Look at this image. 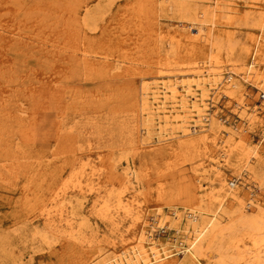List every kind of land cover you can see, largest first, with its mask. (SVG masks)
Instances as JSON below:
<instances>
[{
	"label": "rangeland",
	"instance_id": "374dc122",
	"mask_svg": "<svg viewBox=\"0 0 264 264\" xmlns=\"http://www.w3.org/2000/svg\"><path fill=\"white\" fill-rule=\"evenodd\" d=\"M234 1L231 21L216 30L237 41L247 8ZM158 7L157 0H0V264H112L139 244L157 209L190 212L217 188L213 168L225 151L218 133L205 125V142L193 143L194 116L186 137L154 126L146 140L142 129V84L158 81L151 76L159 62L189 68L197 57L183 43L172 51L155 42L158 28L187 26ZM81 51L96 62L85 65ZM207 97V115L216 111L223 126L240 124L243 104L264 118V93L253 85L231 99ZM248 139L264 155L263 127ZM223 171L226 181L241 176ZM252 180L243 172L239 183L255 201ZM165 224L152 237L166 239V252L182 249L183 224ZM241 229L235 240L245 249Z\"/></svg>",
	"mask_w": 264,
	"mask_h": 264
},
{
	"label": "bare ground",
	"instance_id": "6f19581e",
	"mask_svg": "<svg viewBox=\"0 0 264 264\" xmlns=\"http://www.w3.org/2000/svg\"><path fill=\"white\" fill-rule=\"evenodd\" d=\"M244 1L247 11L241 16L240 39L234 41L231 32L216 30L218 26L231 21L235 10L234 0H197L196 4L192 0H157L160 13H171L175 20L187 23V26L158 28L155 42L169 46L172 51L176 45L183 43L184 46H190L197 57L194 66L187 69L174 68L173 61L167 64L159 62L157 76H151V79L158 81L152 83L151 87L142 84L140 111L145 138H149L154 126L158 133L171 130L186 137L189 133L187 122L194 116L200 131L193 143L205 142L203 127L207 125L211 132L221 136L225 151L220 157L224 164L215 162L217 165L212 171L217 188L202 196L204 199L198 201L197 208L192 207L190 212L182 214L175 210L167 214L157 209L154 221L147 225L143 223L137 236L139 244L112 264H264V185L261 181L264 178L257 173L263 171L264 155L260 153V144H251L248 139V135L260 126L263 127L264 137V118L259 117L258 109H246V104H243L245 111L242 119H239L240 124L236 127L231 123L223 126L222 120L214 113L216 111L207 115L204 106L211 92L231 99L236 94L243 95L246 85H253L264 93V0ZM82 23L89 27L85 18H82ZM223 57L227 69L222 67ZM80 58L85 65L91 66L96 62L82 51ZM115 68L120 69V64L117 63ZM174 72L183 74L178 76ZM146 78L149 77L142 79ZM149 98H152L150 110L147 106ZM150 114L152 120H149ZM148 123L150 126L146 125ZM238 147L242 151L237 150ZM232 153L234 160L230 156ZM211 159L214 160L213 157ZM226 169L238 172L237 177L242 176L243 172L253 177V184H256L259 193L255 201L248 197V191L242 190L243 183H239L241 176L226 181L227 176L223 175ZM129 175L127 183L131 184ZM236 186H240L238 191H234ZM251 207L252 210L247 212ZM163 223L171 228L173 224H183L182 230L177 229L182 231V249L166 252V239L152 237V232L163 226ZM146 227L148 230L144 231ZM240 228L243 231L246 228L250 239V245L245 249L240 248L235 240V232ZM178 255H182L184 261L178 262Z\"/></svg>",
	"mask_w": 264,
	"mask_h": 264
}]
</instances>
